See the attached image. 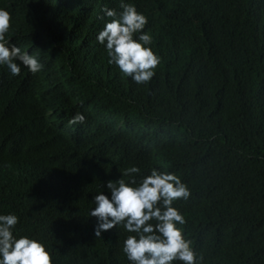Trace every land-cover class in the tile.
Wrapping results in <instances>:
<instances>
[{
    "label": "trees",
    "instance_id": "obj_1",
    "mask_svg": "<svg viewBox=\"0 0 264 264\" xmlns=\"http://www.w3.org/2000/svg\"><path fill=\"white\" fill-rule=\"evenodd\" d=\"M125 2L160 57L142 84L95 39L120 0H0L5 38L42 64L0 67V213L52 264H129V233L95 237L88 211L105 181L155 167L190 190L173 206L198 264H264V0Z\"/></svg>",
    "mask_w": 264,
    "mask_h": 264
},
{
    "label": "clouds",
    "instance_id": "obj_2",
    "mask_svg": "<svg viewBox=\"0 0 264 264\" xmlns=\"http://www.w3.org/2000/svg\"><path fill=\"white\" fill-rule=\"evenodd\" d=\"M105 17L103 27L96 34V41L104 46L108 63L118 67L124 76L136 84L146 83L154 76L160 57L153 52L151 36L144 31L146 17L135 6L120 0V11L101 9ZM10 13L0 8V67L12 75L21 67L30 73L41 70L37 56L5 38L9 29ZM82 113H75L69 124L83 123ZM135 165L123 170L124 175L139 173ZM105 192L92 197L94 204L88 211L95 218V237L113 227L122 225L129 235L122 241L121 251L129 264H198L201 259L190 247L178 225L185 223L184 216L173 206L177 199H188L190 190L180 177L155 167L141 176L139 182L119 177L105 181ZM18 217L13 213H0V264H52L45 245L38 239L15 234Z\"/></svg>",
    "mask_w": 264,
    "mask_h": 264
},
{
    "label": "bare ground",
    "instance_id": "obj_3",
    "mask_svg": "<svg viewBox=\"0 0 264 264\" xmlns=\"http://www.w3.org/2000/svg\"><path fill=\"white\" fill-rule=\"evenodd\" d=\"M11 40V39H10Z\"/></svg>",
    "mask_w": 264,
    "mask_h": 264
}]
</instances>
